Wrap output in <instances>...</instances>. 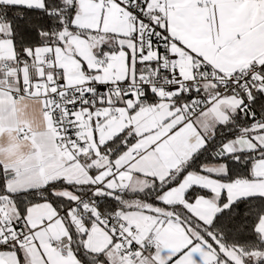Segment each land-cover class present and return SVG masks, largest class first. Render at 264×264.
<instances>
[{
    "label": "snow or ice",
    "instance_id": "6c2138e0",
    "mask_svg": "<svg viewBox=\"0 0 264 264\" xmlns=\"http://www.w3.org/2000/svg\"><path fill=\"white\" fill-rule=\"evenodd\" d=\"M0 264H264V0H0Z\"/></svg>",
    "mask_w": 264,
    "mask_h": 264
}]
</instances>
